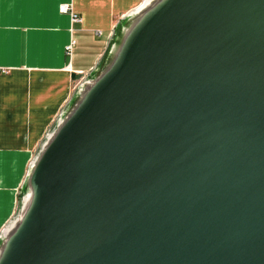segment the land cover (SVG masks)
<instances>
[{
    "label": "water",
    "instance_id": "95a60500",
    "mask_svg": "<svg viewBox=\"0 0 264 264\" xmlns=\"http://www.w3.org/2000/svg\"><path fill=\"white\" fill-rule=\"evenodd\" d=\"M0 264H264V0H144L31 161Z\"/></svg>",
    "mask_w": 264,
    "mask_h": 264
},
{
    "label": "crops",
    "instance_id": "0c3cea01",
    "mask_svg": "<svg viewBox=\"0 0 264 264\" xmlns=\"http://www.w3.org/2000/svg\"><path fill=\"white\" fill-rule=\"evenodd\" d=\"M143 1L0 0V203L11 202L0 231L18 213L29 165L72 101L74 84L97 70L119 23ZM63 4L82 22L60 14Z\"/></svg>",
    "mask_w": 264,
    "mask_h": 264
},
{
    "label": "built area",
    "instance_id": "2783aa9c",
    "mask_svg": "<svg viewBox=\"0 0 264 264\" xmlns=\"http://www.w3.org/2000/svg\"><path fill=\"white\" fill-rule=\"evenodd\" d=\"M59 12H60V14L70 16L72 24H76V23L82 22V18L80 17V15L78 13H76L74 11L73 6L71 4H63V5H61L59 7ZM74 46H75V41L71 40V42L65 48L67 55L72 56V52H73ZM83 80H84V78H83ZM78 85L75 87V89L78 87Z\"/></svg>",
    "mask_w": 264,
    "mask_h": 264
},
{
    "label": "rangeland",
    "instance_id": "374dc122",
    "mask_svg": "<svg viewBox=\"0 0 264 264\" xmlns=\"http://www.w3.org/2000/svg\"><path fill=\"white\" fill-rule=\"evenodd\" d=\"M83 79H78V81L76 82V84H74L75 86H77L78 84H80V82L82 81ZM23 166V165H22ZM21 166V167H22ZM8 167H9V165H6L5 166V171H6V173H8ZM14 182V181H13ZM9 204H11V202L9 201V199L6 197L5 198V201H4V203L3 204H1L0 203V222H1V217H2V215H3V210H4V208H5V206H7V205H9ZM10 206V205H9ZM0 235H1V231H0Z\"/></svg>",
    "mask_w": 264,
    "mask_h": 264
}]
</instances>
